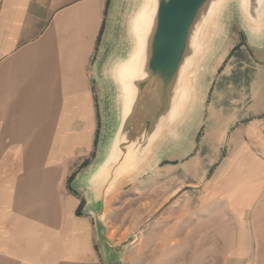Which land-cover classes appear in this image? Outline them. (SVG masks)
<instances>
[{
  "label": "crops",
  "instance_id": "crops-1",
  "mask_svg": "<svg viewBox=\"0 0 264 264\" xmlns=\"http://www.w3.org/2000/svg\"><path fill=\"white\" fill-rule=\"evenodd\" d=\"M127 2L0 0V264H104L83 180L114 124ZM213 47L158 174L224 210V264H264V39L227 28Z\"/></svg>",
  "mask_w": 264,
  "mask_h": 264
},
{
  "label": "water",
  "instance_id": "water-1",
  "mask_svg": "<svg viewBox=\"0 0 264 264\" xmlns=\"http://www.w3.org/2000/svg\"><path fill=\"white\" fill-rule=\"evenodd\" d=\"M226 1L128 0L126 46L109 66L114 124L100 158L83 180L89 192L87 210L102 236L107 198L123 180L149 165L164 136L178 132L187 110L197 107L198 71L211 52L218 29L212 25ZM238 2L243 19L262 32L264 0ZM183 84L187 96L170 116Z\"/></svg>",
  "mask_w": 264,
  "mask_h": 264
},
{
  "label": "rangeland",
  "instance_id": "rangeland-1",
  "mask_svg": "<svg viewBox=\"0 0 264 264\" xmlns=\"http://www.w3.org/2000/svg\"><path fill=\"white\" fill-rule=\"evenodd\" d=\"M221 11L212 25L218 26L213 45L227 28L233 32L239 27L254 40L264 39V30L258 33L241 16L238 0H227ZM195 113L187 110L178 132L167 133L155 147L149 165L123 180L107 198L103 236L97 227L104 264H224V239L233 234L224 210L208 208L197 182L182 172L168 167L167 177L158 174L166 166V152L191 130Z\"/></svg>",
  "mask_w": 264,
  "mask_h": 264
},
{
  "label": "bare ground",
  "instance_id": "bare-ground-1",
  "mask_svg": "<svg viewBox=\"0 0 264 264\" xmlns=\"http://www.w3.org/2000/svg\"><path fill=\"white\" fill-rule=\"evenodd\" d=\"M155 3L153 5V11H154ZM148 9V8H147ZM187 96V84H183L180 86L179 91L174 99L172 110L170 111L169 115L172 116L175 110L181 106L183 101L185 100ZM144 173V172H143Z\"/></svg>",
  "mask_w": 264,
  "mask_h": 264
}]
</instances>
